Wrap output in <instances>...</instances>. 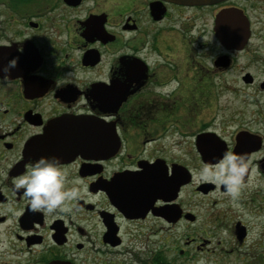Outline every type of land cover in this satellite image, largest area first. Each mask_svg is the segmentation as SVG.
Instances as JSON below:
<instances>
[{
  "label": "flooded vegetation",
  "instance_id": "af4514ba",
  "mask_svg": "<svg viewBox=\"0 0 264 264\" xmlns=\"http://www.w3.org/2000/svg\"><path fill=\"white\" fill-rule=\"evenodd\" d=\"M65 121L96 125L98 150L51 139ZM225 151L250 162L235 198L197 181ZM49 155L84 189L71 213L30 211L13 189ZM253 234L264 235V0H0V264H176L170 250L218 264L264 247Z\"/></svg>",
  "mask_w": 264,
  "mask_h": 264
},
{
  "label": "clouds",
  "instance_id": "9594fccd",
  "mask_svg": "<svg viewBox=\"0 0 264 264\" xmlns=\"http://www.w3.org/2000/svg\"><path fill=\"white\" fill-rule=\"evenodd\" d=\"M15 65L16 58H12L2 71L7 74ZM249 163L245 153L225 151L218 161L202 165L197 181L222 184L225 193L235 198L243 186ZM67 177L68 171L60 166L58 157L40 156L13 178L12 185L14 190L23 189L22 195L27 199L30 211L71 213L77 207L76 202L82 199L84 189L78 180L69 184Z\"/></svg>",
  "mask_w": 264,
  "mask_h": 264
},
{
  "label": "rangeland",
  "instance_id": "374dc122",
  "mask_svg": "<svg viewBox=\"0 0 264 264\" xmlns=\"http://www.w3.org/2000/svg\"><path fill=\"white\" fill-rule=\"evenodd\" d=\"M226 96L222 97L221 100H225ZM239 102L238 99H235V103L237 104ZM207 114H210V112H208ZM256 230V229H255ZM260 230V228L258 229ZM171 239L173 238H177L179 235H174L171 234ZM130 238V236H126V242L128 243V239ZM145 239V238H144ZM155 244H154V248L157 247L156 242L158 241V238H155ZM251 239H253L254 241H257L258 239L260 240L259 242H264V235H258V234H253L251 236ZM173 242L174 239H173ZM142 245V248L144 250V248H146V245L143 243H140L139 240L137 241V246ZM252 243H250V245H246L245 247H243L238 254H232L230 255L227 259H221L219 257V262L218 264H251L253 262V264H259V262H261V254L264 253V249L263 247H259L258 245H255V247L251 246ZM264 244V243H263ZM124 249V248H123ZM123 252H125V250H123ZM261 253L259 254V257L255 258L257 253ZM117 250H113L112 252H110L108 254V257H114L116 256ZM167 254L170 255V258H174L175 261L177 262L176 264H215L216 259L213 257H203L202 259L199 258L198 260H195L194 262H192V259H185L182 256H179L178 253L176 252V254H173L172 250H170L169 252L166 251ZM134 254V253H133ZM133 254L130 253H125L123 255V257L121 258L120 256H118L117 258H119V260L117 261V264H140L139 260L135 257L138 255V253L135 254V256ZM140 256V255H138ZM146 254H142L140 257H145ZM185 259V260H184ZM211 261H214V263H211Z\"/></svg>",
  "mask_w": 264,
  "mask_h": 264
},
{
  "label": "water",
  "instance_id": "95a60500",
  "mask_svg": "<svg viewBox=\"0 0 264 264\" xmlns=\"http://www.w3.org/2000/svg\"><path fill=\"white\" fill-rule=\"evenodd\" d=\"M175 3L181 4H210L219 0H168ZM79 122V121H78ZM81 123V122H79ZM82 127H77L75 121H65L62 123L63 128H59V125H55L53 129H55V135L51 137L54 139L56 143L61 142L64 140L65 142L61 143V146L65 147L67 144H71L78 146L80 152L83 153V148L88 147L91 145V150H94L99 143V128L94 125L92 122H84L81 123ZM74 125V127H72ZM69 133V135L67 134ZM107 144L109 145L112 141L111 133L108 132L106 136ZM68 142V143H67ZM115 146V143L112 145V148ZM110 153V152H109ZM111 235H109V240ZM118 243V241H117Z\"/></svg>",
  "mask_w": 264,
  "mask_h": 264
},
{
  "label": "trees",
  "instance_id": "16d2710c",
  "mask_svg": "<svg viewBox=\"0 0 264 264\" xmlns=\"http://www.w3.org/2000/svg\"><path fill=\"white\" fill-rule=\"evenodd\" d=\"M264 249V247H263ZM259 254H261L260 252L256 254L255 258L259 257ZM261 256V262H259V264H264V253L260 255ZM155 264H165L164 262L162 261H159V260H155ZM167 264H172V263H167ZM253 264V262L251 263Z\"/></svg>",
  "mask_w": 264,
  "mask_h": 264
}]
</instances>
